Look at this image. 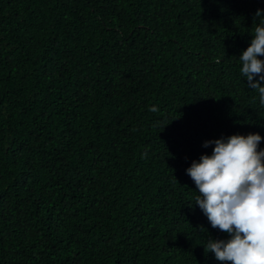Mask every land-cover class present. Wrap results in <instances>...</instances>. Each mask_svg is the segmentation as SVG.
I'll use <instances>...</instances> for the list:
<instances>
[{"label":"trees","instance_id":"1","mask_svg":"<svg viewBox=\"0 0 264 264\" xmlns=\"http://www.w3.org/2000/svg\"><path fill=\"white\" fill-rule=\"evenodd\" d=\"M258 8L0 0V264H221L185 170L264 137L239 60Z\"/></svg>","mask_w":264,"mask_h":264},{"label":"clouds","instance_id":"2","mask_svg":"<svg viewBox=\"0 0 264 264\" xmlns=\"http://www.w3.org/2000/svg\"><path fill=\"white\" fill-rule=\"evenodd\" d=\"M255 17H264V10L258 8ZM259 57H264V18L239 55L240 73L264 105V59ZM149 110L158 111L156 106ZM262 139L259 133L250 132L206 140L203 146L212 145L211 154H201L185 170L198 190L189 206L194 203L213 229L227 234V239L209 237L203 245L204 252H212L221 264H264ZM200 229L206 230L203 226Z\"/></svg>","mask_w":264,"mask_h":264}]
</instances>
